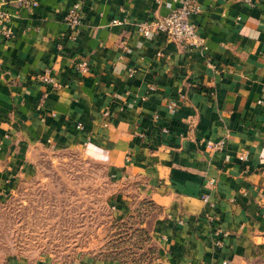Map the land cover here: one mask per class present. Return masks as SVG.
Segmentation results:
<instances>
[{"label": "crops", "instance_id": "1", "mask_svg": "<svg viewBox=\"0 0 264 264\" xmlns=\"http://www.w3.org/2000/svg\"><path fill=\"white\" fill-rule=\"evenodd\" d=\"M16 1L0 0L14 33H0V190L42 152L81 147L156 212L149 260L22 264H264V0H194L214 67L136 32L183 0H91L75 41L64 16L78 0Z\"/></svg>", "mask_w": 264, "mask_h": 264}, {"label": "rangeland", "instance_id": "2", "mask_svg": "<svg viewBox=\"0 0 264 264\" xmlns=\"http://www.w3.org/2000/svg\"><path fill=\"white\" fill-rule=\"evenodd\" d=\"M155 208L81 147L47 150L0 190V264L149 260Z\"/></svg>", "mask_w": 264, "mask_h": 264}, {"label": "built area", "instance_id": "3", "mask_svg": "<svg viewBox=\"0 0 264 264\" xmlns=\"http://www.w3.org/2000/svg\"><path fill=\"white\" fill-rule=\"evenodd\" d=\"M90 1L91 0H78L64 16L66 25L72 31V36L70 37L72 41H75L78 34L81 32L84 20L83 4ZM257 1L258 0H234L235 3L242 4L250 8L255 7ZM16 3L20 8L29 11H33L39 6L37 0H17ZM201 11V6L194 0H183L180 7L170 10L166 15L157 18L156 20H144L138 22L136 24V32L141 37L146 39L163 35L169 42L181 46L191 54L196 52L203 54V56L208 58V64L213 66L210 56L208 57V47L199 34L197 26L192 21V17L195 14H199ZM0 18L2 19L0 33L8 40L13 39L14 33L10 26L9 16L0 13ZM117 23L120 22L118 20L113 21V24ZM75 67L76 71L81 74H88L91 71L90 65L86 61L77 62ZM39 79L47 84H55V79L50 74L49 70H47L44 75L40 76ZM177 105V102L172 101L168 106L170 108H175ZM163 131L164 133H169L168 129H164ZM224 145V142L218 144L209 143L210 147H214L218 150H222ZM241 159L244 160L245 158L242 157ZM205 200H207V198H205ZM216 236V246L220 247L222 245V241L218 238L219 233H216Z\"/></svg>", "mask_w": 264, "mask_h": 264}]
</instances>
